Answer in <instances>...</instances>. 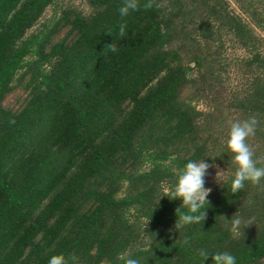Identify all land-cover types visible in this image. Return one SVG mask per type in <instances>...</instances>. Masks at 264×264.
Masks as SVG:
<instances>
[{"label":"trees","instance_id":"trees-1","mask_svg":"<svg viewBox=\"0 0 264 264\" xmlns=\"http://www.w3.org/2000/svg\"><path fill=\"white\" fill-rule=\"evenodd\" d=\"M56 2L0 0V264L61 253L68 264H202L201 247L264 264V181L214 187L204 222L179 231L180 200L156 203L188 160L215 157L234 172L233 120L257 118L248 142L264 165V53L253 28L229 0H153L126 17L123 0H87L89 12L69 6L29 33ZM225 34L249 52L251 72L229 93ZM20 89L21 105L6 107ZM234 213L255 224L234 235Z\"/></svg>","mask_w":264,"mask_h":264},{"label":"clouds","instance_id":"clouds-1","mask_svg":"<svg viewBox=\"0 0 264 264\" xmlns=\"http://www.w3.org/2000/svg\"><path fill=\"white\" fill-rule=\"evenodd\" d=\"M141 6L145 9L151 8L153 0H146L143 5H141L140 0H123L118 8V13L120 17H126L131 12L137 11ZM126 27L125 24L119 26L121 37H126ZM110 51L113 53L117 51L114 44ZM257 125L258 121L255 116L244 120L231 121L225 139V146L232 154L234 172L230 176L224 175L225 170H218L215 173V179L223 189L225 188L222 185L228 184L231 192L236 193L243 189L246 184L260 185L264 181V165L258 166V159L254 158V150L248 142L250 137L256 135ZM213 158L215 157L208 158V160ZM208 160L205 158L188 160L177 175L175 183L169 189H166L156 202L158 206L161 197L165 196L169 200H180V205L176 208L177 219L174 224L176 231L193 224L203 223L206 219L207 209L210 206L207 197L211 189L205 187V176L208 168L214 166ZM226 220L230 221V232L234 235L243 233L247 226L255 224L254 218L246 219L235 213ZM189 241V236L183 238V244L188 245ZM197 254L202 264H205L209 257L211 258V264H237V257L231 251L211 252L207 248L201 247L197 249ZM123 259L124 264H141L139 258L123 257ZM47 264H68V260L62 253L55 254L48 259Z\"/></svg>","mask_w":264,"mask_h":264},{"label":"rangeland","instance_id":"rangeland-1","mask_svg":"<svg viewBox=\"0 0 264 264\" xmlns=\"http://www.w3.org/2000/svg\"><path fill=\"white\" fill-rule=\"evenodd\" d=\"M232 10L241 15V17L253 28L258 38L257 46L264 53V0H229ZM76 7L84 12L90 11V6L87 0H57L54 5H50L44 12V15L39 20L37 25L33 27L30 32H37L40 29H48L51 23L60 16L62 11L67 7ZM247 9V10H246ZM54 19V20H53ZM66 28L59 29L55 33V39H59L64 35ZM223 58L227 64V74L225 75V85L227 92L237 89H242L251 79L250 71L246 65V57L249 52L242 48L235 37L231 34L224 35ZM26 93L23 90H17L8 95L3 104L11 109H17L25 98ZM199 109L206 110V101L200 100L197 102ZM218 170H225L221 166L214 164L207 170L205 176V187L211 190L219 186L215 179V173ZM225 176L228 172L225 170Z\"/></svg>","mask_w":264,"mask_h":264}]
</instances>
